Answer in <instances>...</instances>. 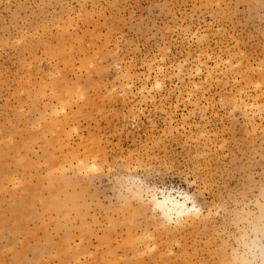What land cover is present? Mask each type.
<instances>
[{"label": "rangeland", "instance_id": "obj_1", "mask_svg": "<svg viewBox=\"0 0 264 264\" xmlns=\"http://www.w3.org/2000/svg\"><path fill=\"white\" fill-rule=\"evenodd\" d=\"M0 264H264V0H0Z\"/></svg>", "mask_w": 264, "mask_h": 264}, {"label": "bare ground", "instance_id": "obj_2", "mask_svg": "<svg viewBox=\"0 0 264 264\" xmlns=\"http://www.w3.org/2000/svg\"><path fill=\"white\" fill-rule=\"evenodd\" d=\"M187 200V198L178 199L173 196H164L161 199H157V207L160 208L166 219L171 220L173 216H186L193 211L194 207H190Z\"/></svg>", "mask_w": 264, "mask_h": 264}]
</instances>
